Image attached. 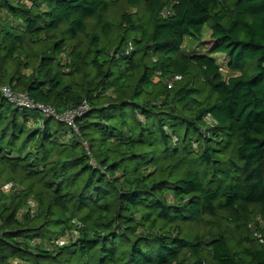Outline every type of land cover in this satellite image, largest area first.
I'll return each mask as SVG.
<instances>
[{"label":"trees","instance_id":"16d2710c","mask_svg":"<svg viewBox=\"0 0 264 264\" xmlns=\"http://www.w3.org/2000/svg\"><path fill=\"white\" fill-rule=\"evenodd\" d=\"M0 84L88 103L0 97V264H264V0H0Z\"/></svg>","mask_w":264,"mask_h":264},{"label":"built area","instance_id":"2783aa9c","mask_svg":"<svg viewBox=\"0 0 264 264\" xmlns=\"http://www.w3.org/2000/svg\"><path fill=\"white\" fill-rule=\"evenodd\" d=\"M167 14L168 11H163ZM0 97L8 104L17 108L39 112L42 116L53 117L66 124L74 133H78L76 119L83 116L88 108V103L83 100L79 106L62 112H57L54 107L32 99L27 92L14 91L8 84H0Z\"/></svg>","mask_w":264,"mask_h":264},{"label":"rangeland","instance_id":"374dc122","mask_svg":"<svg viewBox=\"0 0 264 264\" xmlns=\"http://www.w3.org/2000/svg\"><path fill=\"white\" fill-rule=\"evenodd\" d=\"M210 29L208 28L207 25H205L203 31H202V37L205 39L207 38L208 34H209ZM198 47L197 42L193 41L192 39L186 38L184 40L183 43V49L185 51H191V50H196ZM214 57L216 59V62L220 65V72L222 74V77L226 80L228 79L230 76H233L236 72H232L230 71L227 66H226V57L223 54L217 53L214 54ZM3 191L6 190V188L8 187L7 184H3V186H1ZM63 240V238H62Z\"/></svg>","mask_w":264,"mask_h":264}]
</instances>
